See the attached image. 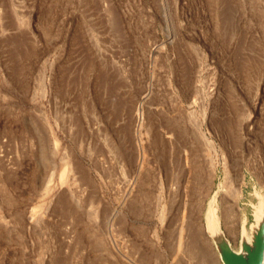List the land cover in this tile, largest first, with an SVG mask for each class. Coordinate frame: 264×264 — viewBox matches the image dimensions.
<instances>
[{"label":"rangeland","instance_id":"rangeland-1","mask_svg":"<svg viewBox=\"0 0 264 264\" xmlns=\"http://www.w3.org/2000/svg\"><path fill=\"white\" fill-rule=\"evenodd\" d=\"M255 192L264 0H0V264H221Z\"/></svg>","mask_w":264,"mask_h":264},{"label":"water","instance_id":"water-1","mask_svg":"<svg viewBox=\"0 0 264 264\" xmlns=\"http://www.w3.org/2000/svg\"><path fill=\"white\" fill-rule=\"evenodd\" d=\"M256 204L252 205V222L242 221L238 248L234 249L222 230L221 223L208 226L204 214V227L211 239L221 264H264V196L254 193ZM260 205V217L255 220V207ZM206 213V210H205Z\"/></svg>","mask_w":264,"mask_h":264},{"label":"bare ground","instance_id":"bare-ground-1","mask_svg":"<svg viewBox=\"0 0 264 264\" xmlns=\"http://www.w3.org/2000/svg\"><path fill=\"white\" fill-rule=\"evenodd\" d=\"M257 1H262V0H257ZM203 139H204L205 143L207 144L208 148L213 149L211 142L208 141L205 136L203 137ZM51 147H52L53 153H56V150H57L56 139H51ZM226 162L224 161L223 178H222V183H221L219 188L221 190H223L224 191L223 193L225 194L221 198V206H222L221 218H222L223 225L226 229V232L230 236L232 233L231 228H230V223H229L230 216L233 214L232 208H233V205L236 201V198L241 194L242 181H241V177H240L237 169H235V167L230 168V166ZM207 164H208V169L210 168L211 170L214 171L215 160H214L213 156H211V155L209 156V163H207ZM199 168H200V165H199ZM65 169H66V166L63 168V171L60 174V179H63L64 174H65ZM216 197H217V193H215L213 195L212 199L209 201L208 208H207V211L205 213V216L208 218L207 222H208V226L210 228L212 227V225L217 224L218 221L221 223V221H220L221 219L218 216ZM254 213H255V220H257L261 214L260 205H257L255 207ZM179 241H180V239H179Z\"/></svg>","mask_w":264,"mask_h":264}]
</instances>
